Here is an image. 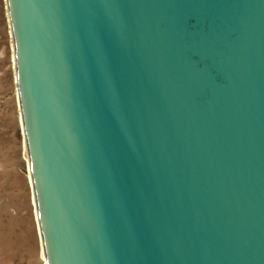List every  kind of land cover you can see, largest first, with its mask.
<instances>
[{"label":"water","instance_id":"95a60500","mask_svg":"<svg viewBox=\"0 0 264 264\" xmlns=\"http://www.w3.org/2000/svg\"><path fill=\"white\" fill-rule=\"evenodd\" d=\"M46 264H264V0H7Z\"/></svg>","mask_w":264,"mask_h":264},{"label":"rangeland","instance_id":"374dc122","mask_svg":"<svg viewBox=\"0 0 264 264\" xmlns=\"http://www.w3.org/2000/svg\"><path fill=\"white\" fill-rule=\"evenodd\" d=\"M14 55L7 0H0V264H44Z\"/></svg>","mask_w":264,"mask_h":264},{"label":"bare ground","instance_id":"6f19581e","mask_svg":"<svg viewBox=\"0 0 264 264\" xmlns=\"http://www.w3.org/2000/svg\"><path fill=\"white\" fill-rule=\"evenodd\" d=\"M31 184H32V182H31ZM35 198H36V196H35ZM35 205H36V201H35ZM36 210L38 211L37 205H36ZM37 217H38V212H37ZM38 221H39V217H38ZM40 234H41V230H40ZM41 239H42V252H43L42 258H43V261H44V264H45V262H46V256H45V248H44L42 234H41ZM43 255H44V257H43ZM44 258H45V260H44Z\"/></svg>","mask_w":264,"mask_h":264}]
</instances>
